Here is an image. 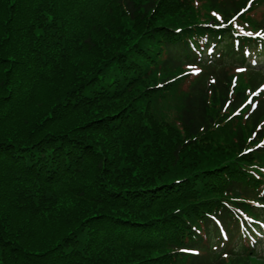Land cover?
<instances>
[{"label":"trees","instance_id":"1","mask_svg":"<svg viewBox=\"0 0 264 264\" xmlns=\"http://www.w3.org/2000/svg\"><path fill=\"white\" fill-rule=\"evenodd\" d=\"M219 1L0 0V264L189 262L155 236L178 218L206 224L209 212L182 214L181 188L173 210L162 196L210 172L221 149L236 154L243 174L263 164V150L239 152L254 147L246 141L264 115L236 131L225 125L221 142L212 130L228 122L227 99L202 88L180 118L188 129L156 133L161 115L148 109L147 93L162 78L139 72L151 43L190 57L189 40L203 30L197 12L217 7L229 19L244 6ZM245 21L258 29L264 14Z\"/></svg>","mask_w":264,"mask_h":264},{"label":"snow or ice","instance_id":"2","mask_svg":"<svg viewBox=\"0 0 264 264\" xmlns=\"http://www.w3.org/2000/svg\"><path fill=\"white\" fill-rule=\"evenodd\" d=\"M193 2H194V4H197L198 5V3H199V0H193ZM251 2H252V0H248V4L250 5L251 4ZM211 15L216 19V20H220L221 19V17H220V15L217 13V12H212L211 13ZM233 19H235V17H233ZM177 31H179V30H177ZM258 34H262V35H264V33H258ZM10 59H11V57H10ZM188 67L190 68V69H192V71L194 72V73H199L200 72V69L199 68H196L194 65H188ZM236 71L237 72H244L245 71V69H243V68H237L236 69ZM182 75H184V73H182ZM261 87H264V85H262ZM254 95H255V93H254ZM254 106V105H253ZM261 144H264V141H261ZM249 151H251V149H249ZM223 233H221V235H222ZM177 251H179V252H186V251H193V249H190V248H180V249H177ZM225 256H227V253H225Z\"/></svg>","mask_w":264,"mask_h":264}]
</instances>
